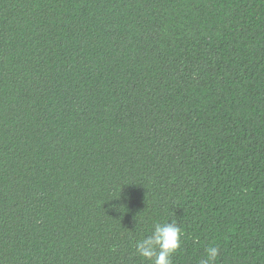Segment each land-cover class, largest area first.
Instances as JSON below:
<instances>
[{
    "label": "trees",
    "instance_id": "obj_1",
    "mask_svg": "<svg viewBox=\"0 0 264 264\" xmlns=\"http://www.w3.org/2000/svg\"><path fill=\"white\" fill-rule=\"evenodd\" d=\"M264 264V0H0V264Z\"/></svg>",
    "mask_w": 264,
    "mask_h": 264
},
{
    "label": "clouds",
    "instance_id": "obj_2",
    "mask_svg": "<svg viewBox=\"0 0 264 264\" xmlns=\"http://www.w3.org/2000/svg\"><path fill=\"white\" fill-rule=\"evenodd\" d=\"M183 231L177 221L155 223L150 235L135 244L137 254L147 264H173V256L181 249ZM220 248L209 246L200 264H216Z\"/></svg>",
    "mask_w": 264,
    "mask_h": 264
}]
</instances>
